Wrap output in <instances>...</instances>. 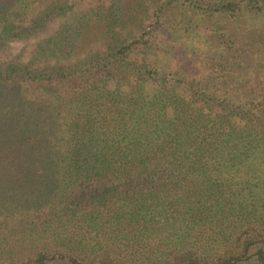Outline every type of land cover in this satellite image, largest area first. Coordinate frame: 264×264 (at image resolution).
Instances as JSON below:
<instances>
[{"label":"trees","instance_id":"obj_1","mask_svg":"<svg viewBox=\"0 0 264 264\" xmlns=\"http://www.w3.org/2000/svg\"><path fill=\"white\" fill-rule=\"evenodd\" d=\"M0 264H264V0H0Z\"/></svg>","mask_w":264,"mask_h":264},{"label":"rangeland","instance_id":"obj_2","mask_svg":"<svg viewBox=\"0 0 264 264\" xmlns=\"http://www.w3.org/2000/svg\"><path fill=\"white\" fill-rule=\"evenodd\" d=\"M122 15L120 16V20L117 19L118 22H120L122 24V26L124 28H126L125 30H128L132 28L134 20H133V16L129 15L127 10L125 9V7H123V13H121ZM124 14V15H123ZM123 17V18H122ZM102 20H99L98 22H92L91 23V29L89 32H86L85 36L82 37V41H81V46L82 47H88V45L91 42V39L93 38V36L95 35V33L98 32V28L102 27ZM101 29V28H100ZM24 46L23 45H16L9 47V49L6 50L5 55L7 54H12L13 53H17L19 52L21 49H23ZM11 57V56H10Z\"/></svg>","mask_w":264,"mask_h":264}]
</instances>
